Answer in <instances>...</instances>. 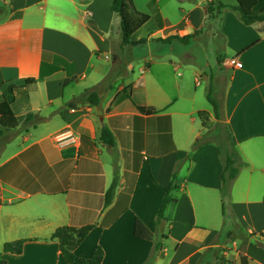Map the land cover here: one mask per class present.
Segmentation results:
<instances>
[{"label":"crops","instance_id":"0c3cea01","mask_svg":"<svg viewBox=\"0 0 264 264\" xmlns=\"http://www.w3.org/2000/svg\"><path fill=\"white\" fill-rule=\"evenodd\" d=\"M134 1L153 15L131 39L146 42L123 47L113 0H0V100L19 122L0 137H9L0 145V233L29 240L21 255L0 252V262L68 264L50 237L94 225L75 253L89 258L101 246L103 264H218L209 253L226 247L224 264L242 256L264 264V23L245 25L236 0H194L175 24L158 0ZM205 2L227 7L210 19ZM175 35L192 38L158 41ZM209 91L245 163L225 197L222 157L203 141L198 116L214 115L204 106ZM104 128L113 145L103 143ZM61 133L77 143L58 144ZM171 185L176 203L159 226ZM137 220L155 241L135 236ZM240 231L252 237L243 249L231 238Z\"/></svg>","mask_w":264,"mask_h":264},{"label":"trees","instance_id":"16d2710c","mask_svg":"<svg viewBox=\"0 0 264 264\" xmlns=\"http://www.w3.org/2000/svg\"><path fill=\"white\" fill-rule=\"evenodd\" d=\"M237 5L235 10H237L242 18V21L247 26H252L255 24L264 23V0H236ZM227 6L223 3H218L217 6L213 2H208L205 6L206 14L208 17L215 18L216 13H220ZM113 12L120 18L121 29L123 34V47H133L138 44L145 43L142 41L140 43H135L131 41L132 37L140 31L146 24L151 20V16L146 14L136 8L134 0H113L112 4ZM159 25L162 26L161 17L158 16ZM192 36H170L166 39H158V41L165 44L171 43L174 40H178L181 43L187 45L189 44ZM27 83H22L19 88H25ZM12 90H16L13 88ZM98 89H92L86 91L84 97L92 101L98 97ZM208 100L213 107L214 114L216 118H220V107L218 102L213 99L211 92H208ZM138 110L142 114H153L154 109L137 106ZM204 129L206 130L210 121V114L206 111L199 112L198 114ZM19 125L18 119L15 116L12 109V102L6 98L0 100V137L5 131L15 130ZM229 136V148L226 153L223 152V148L217 146V149L222 157L224 170L221 176L223 187L222 194L228 196L233 182L238 178L242 169L245 167V163L242 161L240 155L238 154L235 144L232 141V134L228 131ZM102 141L104 144L113 145L114 138L112 133L104 128L102 130ZM199 146V145H198ZM175 182V177H174ZM173 185V183H172ZM169 186L167 188V195L164 198L162 205L159 210L158 215V225L162 226L167 220L164 216L166 208L170 204L176 203V200L172 197L173 187ZM117 188V180L111 186L106 194L105 205L109 206L112 203L114 194ZM94 229V225H88L81 228L75 227H60L50 237L51 241H56L59 244L60 251L64 260L68 264H103L104 261V250L101 246H97L89 258L79 257L75 251L76 249L86 240L89 234ZM135 236L138 239L155 241V235L139 220L135 224ZM29 240L22 239L13 242L6 243L4 245L3 252L13 255H21L24 251V246ZM162 244L156 246V252L159 251ZM213 253V251H210ZM218 262H225L223 259H217ZM242 264H247L245 257H241ZM0 264H7L5 261H1Z\"/></svg>","mask_w":264,"mask_h":264},{"label":"rangeland","instance_id":"374dc122","mask_svg":"<svg viewBox=\"0 0 264 264\" xmlns=\"http://www.w3.org/2000/svg\"><path fill=\"white\" fill-rule=\"evenodd\" d=\"M231 2H235V0L231 1ZM137 3L140 7H143L145 4V0H137ZM207 3L208 2L204 3V9H205V6L207 5ZM189 4H194V0H158V5H159L158 8H159L162 16H164L168 20V22H170L172 24L178 23L180 21L181 17L183 16V13H184V11H182V8H184V5H189ZM215 6H217V4ZM143 10L144 11H142V12H144V13L146 12V14H149L151 16L153 15L150 12L149 7H146ZM154 19H155V17H154ZM154 24H155V22H154ZM154 24H151V25L154 26ZM118 27H120L119 20H118ZM119 31H120V33H122L121 30H119ZM121 35H123V34H121ZM115 36L118 37V33H116ZM165 47H166L165 49H169V46H165ZM144 49H147V48L145 46H138L135 53H139L140 51H142ZM127 56L129 57V54H127ZM206 56L208 57V55H206ZM200 57H202V55H200ZM134 65H135L136 69L134 71V74L132 72L130 73V75L132 77H134V75H135V77L138 76L137 70L140 66L139 63H134ZM204 76H207V75H204ZM204 89H205V87H204ZM203 101H204L205 108L209 111H212V105L210 104V102H208L207 100H203ZM219 107H220V105H219ZM8 138L1 140L0 145L4 146V144L6 143V140H9ZM203 141L204 142H212L216 146L223 148L224 153L227 152V150L229 148V136H228L227 127L223 123L221 115H220L219 119L216 118L215 114L213 116L210 115L209 125H208V128L206 129V133H204V135H203ZM10 236L11 235L0 233V252H3L4 245L6 243L17 241V240L7 241L10 238ZM231 238H233L234 240L242 241L243 244H242L241 249H243V248H245L246 245H248L250 243V240L252 237L247 232L240 231L239 233L235 234ZM20 240H22V239H20ZM224 252H230L229 247L217 250L215 254L209 253V256L212 255L213 257H215L217 259H223L225 262H218V264H224V263H227L228 261H231V259L229 257H227L223 254Z\"/></svg>","mask_w":264,"mask_h":264},{"label":"built area","instance_id":"2783aa9c","mask_svg":"<svg viewBox=\"0 0 264 264\" xmlns=\"http://www.w3.org/2000/svg\"><path fill=\"white\" fill-rule=\"evenodd\" d=\"M231 63L238 68H242L243 66L240 62L232 61ZM56 141L58 142V144H74L77 143L78 137L71 133H61L57 136Z\"/></svg>","mask_w":264,"mask_h":264},{"label":"water","instance_id":"95a60500","mask_svg":"<svg viewBox=\"0 0 264 264\" xmlns=\"http://www.w3.org/2000/svg\"><path fill=\"white\" fill-rule=\"evenodd\" d=\"M203 79H204L205 84H206L205 90L207 91L208 90V86H209L208 76H204Z\"/></svg>","mask_w":264,"mask_h":264}]
</instances>
